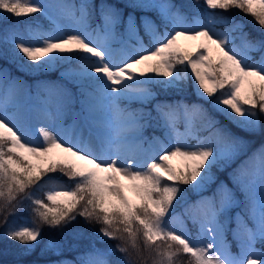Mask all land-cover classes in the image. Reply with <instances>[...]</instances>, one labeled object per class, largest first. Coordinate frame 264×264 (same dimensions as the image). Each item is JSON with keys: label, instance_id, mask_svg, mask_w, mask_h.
Segmentation results:
<instances>
[{"label": "snow or ice", "instance_id": "6c2138e0", "mask_svg": "<svg viewBox=\"0 0 264 264\" xmlns=\"http://www.w3.org/2000/svg\"><path fill=\"white\" fill-rule=\"evenodd\" d=\"M195 8L202 11L189 20L172 0H0V39L13 45L11 56L21 70L43 72L62 61L78 64L61 72L65 83L40 82L35 95L31 86L0 68V214L7 224V216L28 201L36 224L25 220L2 233L21 246V256L43 241L41 225L68 228L79 216L102 225L95 232L101 243L105 238L122 243L101 249L93 242L77 260L51 264H126L109 257L126 254L129 247L139 254L140 242L153 264H174L180 255L189 257V264H264V146L231 176L242 200L221 182L212 197L190 206L198 214L185 209L184 217L197 226L195 237L184 218L171 215L174 203L185 199L179 185L199 190L212 179L213 167L226 166L246 141L221 127L201 104L161 102L153 116L143 106L155 98V87L183 91L190 68L200 99L244 132L264 133V0H203ZM217 9L222 11H209ZM229 9L253 17L260 37H251L243 21L226 15ZM33 14L50 27L45 30L39 20L8 23ZM117 28L123 32L120 47L114 48ZM181 38L201 42L194 52H184ZM213 45L220 53L215 62L209 56ZM149 61L148 71L137 74L136 66ZM218 90L224 91L217 96ZM132 102L141 107L131 108ZM153 121L165 130L166 141L144 135ZM181 123L184 133L178 131ZM201 131L208 135L201 138ZM56 154L61 156L54 160ZM174 158L183 162L182 169L172 166ZM56 172L74 187L50 175ZM46 186L51 190L43 199L28 191ZM126 189L139 203L125 195ZM233 209L238 210L231 215ZM233 222L235 227H229ZM228 232L238 253L231 250ZM82 235L73 231L75 239ZM64 247V241L49 239L41 254L59 255Z\"/></svg>", "mask_w": 264, "mask_h": 264}, {"label": "trees", "instance_id": "16d2710c", "mask_svg": "<svg viewBox=\"0 0 264 264\" xmlns=\"http://www.w3.org/2000/svg\"><path fill=\"white\" fill-rule=\"evenodd\" d=\"M174 1L178 6L181 7L182 10L185 12H188L189 14H192L195 11H202V9H196V5H203V0H172ZM96 3H99V0H95ZM108 2H113V0H108ZM206 7V6H204ZM209 11H215L217 13L221 12L222 10H209ZM226 15L233 16L238 21H243L246 25V31L249 33V35L253 38H259L260 32L262 31L260 29V26L255 23L254 18L251 16L245 15L242 11L237 9H229ZM5 16H8L10 14H4ZM40 17L39 14H33L29 17H22V18H16L11 17V19L8 21L9 24L15 22L17 19L23 20H29V21H35ZM1 37V36H0ZM7 51L8 55L7 58H4L3 56H0V67L7 68L11 75H15L19 77L24 82L28 83L33 89L35 86H37V82L40 80L43 81H50L53 83H65L66 81L61 79V72H64L68 69L76 68L78 65L77 62H60L53 66L52 69L43 71V72H27L24 70H21L17 63L14 62L11 56V52L13 50V45L9 42L7 44L3 43L2 39H0V53ZM184 52H192L188 50L187 48H183ZM257 54L254 53V56ZM22 56V54H21ZM26 61V58H24ZM216 61V60H215ZM213 61V62H215ZM27 63H31L26 61ZM157 94L155 98L150 101L148 104L144 105L145 108H151L154 104L166 102V103H177V102H184L186 104H201L205 109L208 110V113L210 116H212L215 120L220 122V126L227 128L240 137H247L251 140H254V148H258L260 145H264V133L256 132V133H247L244 132L242 129L238 128L235 124H233L227 117H225L222 113L217 112L213 109V107L206 103L204 100L200 99L196 94V85L194 83V80L191 75V69H188V81L184 87V90L181 92H177L174 90H168L164 91L158 87H155L153 89ZM222 91L224 90H218V92L215 94L217 96L221 95ZM131 108L136 107L139 108L141 105L138 102H132ZM221 108H224L226 106L221 105ZM152 111L155 113L154 109ZM235 115V114H233ZM239 119V117H237ZM200 122V121H199ZM262 123H264V117H262ZM151 129H156V127L151 126ZM244 155L238 156V154L226 165V166H214L212 169V179L208 182H206L199 190H193L191 185H179L182 189L185 190V199L181 200L179 203H174L173 209H177L180 207L185 206L188 210L190 209V206L193 205L194 199L201 193L206 192L209 194H212V196L216 193V190L220 183L222 181H228L232 184V174L236 172L238 169V166L240 167L243 162H245V159L243 157ZM182 167L178 169H182ZM54 176L55 178L61 180L62 182L66 183L70 187H74V184L72 181H69L67 177L62 176L59 172L50 174ZM165 183H168L165 181ZM48 186L37 189L35 187L29 189L28 191L32 192L36 198H44V194L46 191V188ZM239 192V191H238ZM240 194V193H239ZM241 195V194H240ZM242 197V195H241ZM243 199V197H242ZM133 203H139V202H133ZM32 205L30 202L25 201V207L16 209L15 215L7 216V224H5V215L0 214V231L2 228L7 226L9 224V221L13 218H21L23 216H30L34 217V214L31 211ZM102 225L96 224V223H88L86 222L82 217L77 216V219L75 222H73V225L68 228H50L46 225H41L42 232L44 235V239L41 242V244L33 251L32 253L21 256L18 252V248L21 247L17 242L15 241H8L3 239V237H0V264H12L13 261L17 259H21L25 262V264H31V262H36V264H44V260H47V254L42 255L41 249L43 248V242L48 237H59L62 241H67L64 247V251L66 254H70L71 257L74 260H77V258L84 253L87 250L91 249V246L93 242H95V245L97 244L96 241V235L95 232L99 230V228ZM79 230L82 232V236H80L78 239H75L73 237V231ZM62 233H66V236L62 235ZM117 244L122 243L119 240H113ZM141 243V251L138 254L136 250L129 247V251L126 254H121L119 252L115 253L112 256V259H119L121 261H125L126 264H153V258L149 256L147 253L143 251V244ZM48 258H52V260H58L63 259L64 254L57 255L52 254ZM174 264H189V257L185 255H180L174 260Z\"/></svg>", "mask_w": 264, "mask_h": 264}, {"label": "rangeland", "instance_id": "374dc122", "mask_svg": "<svg viewBox=\"0 0 264 264\" xmlns=\"http://www.w3.org/2000/svg\"><path fill=\"white\" fill-rule=\"evenodd\" d=\"M43 2H45V3H58V2H60V0H43ZM66 2H68V3H73V2L78 3L79 0H66ZM188 16H189V20H191V17L192 16L191 15H188ZM98 19L99 18L97 17V21H98ZM37 20H39L41 27L44 28L45 30L50 27L49 22L46 19H44L43 17H40ZM95 23H96V21H93V24H95ZM224 27L225 26H221V25H218L217 26L218 30H224ZM122 32H123V29L122 28H117V41L113 43V47L114 48H119L120 47L118 41L120 39V33H122ZM145 40H147L146 37H145ZM200 42H201L200 40H184L183 38H181L180 40H178V45H179V47H180L181 50L183 48H188L189 50H191V51L194 52L195 49H196V46ZM237 43H238V41H237ZM211 48H212V51H211V53H209V56L210 57H213V60H214V59H216L220 55V53H219V50L216 49L214 45L211 46ZM256 58H258V56ZM150 63H151V61L146 62L145 64H141V65L136 66V69H135L136 70V73L139 74L140 71L147 72L148 71V66H149ZM12 77H16V76H12ZM245 87H246V85H243L242 86V90ZM33 95H35V92H33ZM67 123H70V121H66V124ZM152 123L155 125V122L154 121ZM157 129H158V131L153 132L151 135H149V134L147 135L146 132L144 133V135L146 137H148V138H152V137L155 136V137L160 138L161 140H165L166 141L167 140V137H166L165 130L162 127H157ZM178 131L180 133H184L185 129H184L183 123H181V125H178ZM32 135H33L34 141H35V134L33 133ZM200 135H201V138H204V137H206L208 135V133L205 132V131H201L200 132ZM243 140L246 141V145H245L244 149L242 151H240L239 153L245 152L246 153L245 155H248V157H250V152H248V150L253 148L252 147V143H251V141H249L248 138H244ZM188 142L191 143V144H195L196 143V141L195 140H192V139H189ZM172 144L173 145L175 144V139H173ZM260 148H258L257 150H259ZM143 149L146 150L149 155L151 154V150H150L149 145L147 143H145L143 145ZM159 154H162V153H158L154 158L158 160L159 159ZM60 156H61V154H56L52 158L54 160H56V159H59ZM170 163L172 164V166L174 168H180L182 166V164H183V162L179 158H174L172 161H170ZM122 183L125 184V185H127L128 182L127 181H122ZM223 183L227 184L230 189H233V191H235L237 193V197L239 199H241V195L237 192V189L232 184L227 183V182H223ZM125 195H127L128 198L131 201H134V202L135 201H139L133 195V193L131 191H128L127 189L125 190ZM205 197H212V194H207V193L200 194L199 197L197 199H195V203H196V201L201 200L202 198H205ZM185 209H186V207L177 208L175 211H173L171 213V215H173V216L180 215L182 218H184L185 219V228H186V230H188L192 234V236L195 237L196 232H197V226L190 225L191 220H189L186 217H184L183 214L185 212ZM237 210L238 209H233V211L230 214L231 215H234L235 211H237ZM190 212H196L198 214V210H196V209H192L191 208L190 209ZM25 220H27L29 222V226H36L35 219L33 217H25L23 220H17V219H15L14 221H12L10 223V225H13V224H15V225H21V224L24 223ZM177 227H179V226L177 225ZM229 227H231V226L229 225ZM232 227H235V223L234 222L232 224ZM57 240H59V239H57ZM227 240H228L229 244L232 246L231 247V250L233 251V253H238L239 252V247L237 245V242L233 240L231 232H228L227 233ZM98 244L99 245H98L97 248H101V249H106L109 246H112V247H115L116 246V244H114L111 240H107L106 238H105V242H103V243H101L100 240H98ZM257 247L259 248L260 245L258 244ZM109 259H112V257L110 256ZM65 260L74 261L71 258H65ZM51 262H53V261H47L46 264H51Z\"/></svg>", "mask_w": 264, "mask_h": 264}]
</instances>
